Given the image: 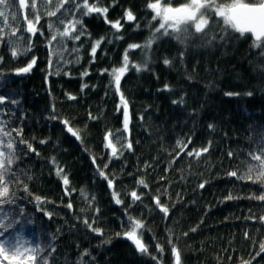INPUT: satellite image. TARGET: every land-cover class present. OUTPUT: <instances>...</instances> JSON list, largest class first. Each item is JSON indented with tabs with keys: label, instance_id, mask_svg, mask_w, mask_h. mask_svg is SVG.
Listing matches in <instances>:
<instances>
[{
	"label": "trees",
	"instance_id": "1",
	"mask_svg": "<svg viewBox=\"0 0 264 264\" xmlns=\"http://www.w3.org/2000/svg\"><path fill=\"white\" fill-rule=\"evenodd\" d=\"M148 2L118 0L109 8L107 18L111 21L124 17L126 9L136 15L134 22L121 19L123 28L118 35L123 39L112 34L114 30L102 16L85 17L91 36L67 41L69 50H80L78 54H63L65 60H75L79 55V62L64 63L52 56L51 67L49 18L43 17L38 25L44 35L31 36L25 31L26 10L9 9L17 13L18 19L9 17L8 23L19 31L7 39L16 41L23 37L26 45L30 37L33 48L27 56L14 58L9 45L0 43V96L5 97L0 104V123L7 130L22 129L21 137L16 132L12 136L31 143L39 153L28 152L25 145L17 143V155L21 157L17 168L33 179L22 176L29 191L24 192L22 185L13 186L19 199L14 205L2 206L19 221L10 233L20 232L25 239L42 246L54 243L52 264H77L85 249L89 254L83 256V264H156L150 255L137 252L123 235H116L128 230L131 216L144 221L143 239L150 254H157L156 243L164 246L162 264H174L171 246L167 244L169 238L182 250L183 264H264V253L256 256L264 242V222L259 220L264 215V202L248 198L253 193L260 195L262 189L251 181L227 175L230 171L243 172L249 163H256L248 153L259 152L264 137V57L250 48L251 38L232 40L222 46L217 42L210 48L200 47L199 39L186 49L168 37L154 43L147 53L149 70L137 72L129 67L121 79L120 90L128 101L133 148L113 158L105 147V133L121 129L124 117L122 108L117 110L119 93L110 84L109 73L103 70L120 67L128 45L143 43L150 35L153 12L146 7ZM180 2L176 0L173 6ZM111 3L112 0H103L100 6ZM66 7L72 9L71 4ZM156 24L152 21V27ZM11 30L5 28L6 32ZM102 36L105 40L93 61L91 46ZM58 47L53 42L52 49ZM128 55L130 62L136 64L146 59L139 48L130 50ZM33 57L36 64L31 72H16ZM165 57L173 61L171 66L163 63ZM85 71L89 74L82 76ZM84 84L88 87L81 91ZM165 84L172 90H163ZM249 91L252 96L243 95ZM226 92L241 95L226 96ZM69 95L75 99H69ZM181 96L185 104L172 103ZM64 120L80 132L82 141L67 131ZM209 124L215 126L214 130L209 129ZM188 137L192 143L187 151L204 147L209 141L212 147L200 158L182 153L172 162L177 139ZM42 140L46 143H40ZM229 152L233 153L231 157ZM52 157L69 178L70 195L65 194ZM101 170L108 179L115 177V190L123 203H115L113 189L99 175ZM140 179L148 187L138 184ZM204 181L207 183L201 189L199 185ZM132 191L141 195L140 201H133ZM229 194L238 198L225 199ZM35 196L47 202L38 204ZM154 197L169 207L166 217ZM68 203L72 208L67 207ZM20 208L25 215H19ZM46 213H51V217ZM85 218L90 223L95 219L93 226L104 229V235L88 229L83 223ZM194 227L196 231H190ZM52 235L55 241L49 240ZM109 238L110 243H103Z\"/></svg>",
	"mask_w": 264,
	"mask_h": 264
},
{
	"label": "snow or ice",
	"instance_id": "2",
	"mask_svg": "<svg viewBox=\"0 0 264 264\" xmlns=\"http://www.w3.org/2000/svg\"><path fill=\"white\" fill-rule=\"evenodd\" d=\"M102 3L103 0H92L91 3L89 0H0V25H3V27H0V43H7L9 45L11 55L14 58L21 55L27 56L32 51L33 44L30 37L26 45L23 43V37H20L16 41L7 39L9 36H16L17 31H19V28H13L12 25L8 23L9 17H11L13 21H17L18 19L17 13L11 12L9 9L13 7L24 9L26 11L23 15V20L26 21L27 24L25 31L30 33L31 36H35L37 33L44 35L42 28L38 27V25L43 17L49 18L47 23V28L50 33V38L47 40L50 48L49 66L51 67L53 63L51 59L52 56H56L58 61H63L64 63H78L80 59L79 55L76 56L75 60H65L63 54L64 52L78 54L80 50L78 47H73L69 50L66 47L67 41H80L82 36H91L84 24L85 17L92 16L93 14L102 16L105 23L109 24L114 30L112 34L117 39H123L122 35H118L123 28L121 19L125 22H134L137 20L136 15L131 9H126L124 17L120 19L115 21L108 20L107 13L109 8L114 7L118 3V0H112L111 4L104 7L100 6ZM175 3L176 0H149L146 7L152 10V21L157 22L156 26L152 27V21H150V35L146 38L145 42L128 45V48L125 49L120 67L112 68L110 71L108 69L103 70L109 73L111 77L110 84L114 85L115 91L119 93L120 105H118L117 110L119 111L122 108L124 117L121 129H117L115 132L109 130L105 133V147L111 150V157L113 158H119L123 155L125 150H132L133 148L130 139L131 132L129 128L130 114L128 101L120 90L121 79L129 70V67L134 68L137 72L149 70L150 57L147 56V53L151 50L154 43L168 37L174 39L186 49L191 45L194 39H199L200 47L210 48L216 45L217 42L222 46L232 40L240 41L251 38L250 48L258 50L259 54L264 57V0H182V2L173 6ZM69 4L72 5L71 10L66 7ZM42 9L43 16L41 15ZM29 14L32 16L31 19H29ZM69 15L71 19L63 18ZM136 27H140L138 22L136 23ZM5 28H11L12 30L6 32ZM104 40L105 37L102 36L92 44L90 55L93 61L97 50ZM53 42H56L59 46L58 49H52ZM137 48L142 49L146 55V59L140 64L130 62L128 55L130 50ZM183 56L184 52L182 51L180 53L181 60ZM0 59H2V57H0ZM91 62L92 61H90V63ZM163 63L166 66H171L173 61L165 57ZM35 64L36 58L33 57L24 67L16 69V72L29 73L32 71ZM261 67L264 68V66ZM55 74L58 75L59 72ZM88 74L89 73L85 71L82 73V76H87ZM86 87H88L87 84L82 85L81 91ZM163 90L171 91L172 89L169 85L165 84ZM225 95L239 96L241 93L226 92ZM243 95L252 96L253 93L249 91L243 93ZM69 99H75V97L69 95ZM4 100L5 97L0 96V104H2ZM12 103L16 102L12 101ZM172 103L183 105L185 104V98L181 96L173 100ZM193 111L195 112V110ZM51 118L56 119L55 116ZM90 118L95 119V117H91V114ZM62 123L67 127L68 132L75 136L77 140L82 141L80 132L68 126L69 122L67 120L62 121ZM208 127L214 130L215 126L209 124ZM12 132H16L17 137L22 136V129L7 130V126L0 123V264H52L53 254L56 252L54 243L42 246L39 242H32L25 239L20 232L10 233V230L15 229L19 221L15 216H10L8 212H5L2 207L4 205H14L17 199H19L16 192L13 191V186L22 185L24 192L29 191L28 184L24 182L22 176L26 177L27 180L33 179L25 170L17 168L18 161L21 158L17 155V143L25 145L28 152L39 155L31 143L22 138L17 141V139L12 136ZM125 133H127V135H125ZM113 138H115L116 143H113ZM40 143L43 144L46 143V141L42 140ZM191 143V137H188L187 140L177 139L176 146L173 149L175 156L172 162L182 153L190 157L194 156L200 158L212 147V142L209 141L204 147L187 151ZM117 144L120 145L119 148H117ZM24 154L27 155V152ZM228 155L231 157L233 153L229 152ZM248 156L251 161H255L256 163H249L243 172L230 171L227 175L238 180L251 181L253 184L260 185L262 189L261 194L256 195L253 193L248 198L264 202V137L261 138L259 152H250ZM93 162H95L94 157ZM51 163L55 166L56 175L62 179L63 185L65 186V194L70 195L71 193L68 188L70 181L67 174L64 173V169L59 165L55 157L51 158ZM145 166L149 167L150 165L146 164ZM106 167L107 165H105V168ZM99 175L106 179L109 188L113 189L112 197L115 203H123L120 199V193L115 190V177L108 179L107 174L102 170L99 171ZM206 183L207 181L202 182L199 187L201 189L204 188ZM138 184L148 187L143 179H140ZM71 191H75V189H71ZM81 194L84 195L83 190H81ZM130 195L133 201L141 200V195H138L136 191H132ZM85 198L88 199L86 196ZM236 198L238 197L229 194L225 199L231 200ZM34 199L38 204L47 202L40 196H35ZM153 199L156 206L166 217L170 211L169 207L162 204L159 197H154ZM91 200H94V197H91ZM91 200L89 202H91ZM67 207L72 208V204L68 203ZM96 211L99 212V209H96ZM19 215H25V210L23 208L19 209ZM46 215L50 218L52 214L46 213ZM259 220L264 222V215L260 216ZM83 223L92 232L100 236L104 235V229L93 226L96 224L95 219L90 223L88 219L85 218ZM127 223L129 225L128 230L122 233H116V235H123V237L131 241L140 254L150 255V258L155 261L156 264H162L164 246L158 242L155 245L157 254L149 253V247L143 239L146 230L144 221L129 216ZM190 231L195 232L196 228L194 227L190 229ZM169 232H171V229H169ZM183 235L187 236L188 233H184ZM247 235L248 234L245 233L246 237ZM55 239V235L49 237L50 241H55ZM110 242V238L103 241L105 244ZM167 244L171 246L170 252L173 256L174 264H183L182 250L172 242L171 238L168 239ZM261 253H264V242L260 243L259 251L256 253V256H260ZM88 254V250L85 249L77 264H83V256ZM252 259H255V257ZM242 264H251V261H242Z\"/></svg>",
	"mask_w": 264,
	"mask_h": 264
},
{
	"label": "water",
	"instance_id": "3",
	"mask_svg": "<svg viewBox=\"0 0 264 264\" xmlns=\"http://www.w3.org/2000/svg\"><path fill=\"white\" fill-rule=\"evenodd\" d=\"M22 10H24V9H22ZM125 238V237H124ZM125 240L128 242V243H130L133 247H134V245L131 243V241H129V240H127L126 238H125ZM135 248V247H134ZM138 252V251H137Z\"/></svg>",
	"mask_w": 264,
	"mask_h": 264
}]
</instances>
